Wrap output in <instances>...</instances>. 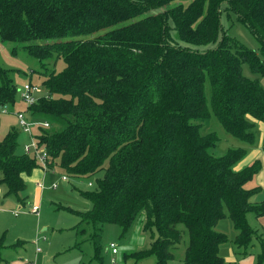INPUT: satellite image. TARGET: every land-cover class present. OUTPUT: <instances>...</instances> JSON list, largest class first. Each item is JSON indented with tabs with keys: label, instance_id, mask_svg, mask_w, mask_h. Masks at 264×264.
<instances>
[{
	"label": "trees",
	"instance_id": "16d2710c",
	"mask_svg": "<svg viewBox=\"0 0 264 264\" xmlns=\"http://www.w3.org/2000/svg\"><path fill=\"white\" fill-rule=\"evenodd\" d=\"M177 1L186 0H0V41L36 62L47 93L25 112L58 127L38 134L48 169L94 178L92 190L78 191L90 209L57 206L79 219L73 248L92 246L91 261L101 263L102 227L113 224L121 237L136 226L151 237L130 255L135 262L168 264L185 230L184 264H233L220 254L228 239L217 223L228 214L244 255L257 234L247 216L264 215V203L251 202L257 188H245L258 162L237 169L240 148L215 157L218 138L202 127L212 112L251 144L255 125L264 124V89L242 74L247 64L264 77V0L168 8ZM224 16L255 37L259 54L228 34ZM15 100L11 71L0 68V105ZM17 146L15 132L0 142V186L23 204L24 177L39 165Z\"/></svg>",
	"mask_w": 264,
	"mask_h": 264
},
{
	"label": "rangeland",
	"instance_id": "374dc122",
	"mask_svg": "<svg viewBox=\"0 0 264 264\" xmlns=\"http://www.w3.org/2000/svg\"><path fill=\"white\" fill-rule=\"evenodd\" d=\"M191 1L193 0L173 2L168 8L177 5L186 6ZM232 19L234 18L227 21V17H223V23L228 34L248 49L259 54L260 43L243 25L233 22ZM16 47L12 43L0 41V68L11 71L12 83L16 86L15 104L6 106L7 113L0 114V142L9 132L17 133L18 146L16 152L22 154L23 146L29 143L30 138L18 130L16 123L15 113L26 108L19 98V89L30 83L41 89V92L36 95L37 99L46 96L47 93L42 87L41 77L35 72L38 69L36 62L22 49H17L15 53H12V49ZM63 67L62 61H58L56 70L60 71ZM242 74L251 80L257 79L260 86L264 89V77L251 73L247 64L242 65ZM204 93L210 109V87L208 81L205 83ZM210 114L208 122L204 123L202 127L204 132H213L218 138L216 146L211 150L213 155L221 157L226 155L229 149L240 148L246 151V155L237 167L239 165H242V167L247 166L254 161L258 162L260 168L252 180L245 185V188H257V192L252 196L251 202L264 203V124L257 123L255 125L253 141L249 144L227 133L212 112ZM34 121L40 122L37 119ZM57 128L50 124V128L43 131L46 134H51ZM32 133L36 135L37 129L32 128ZM37 169L39 170L33 176L32 172L29 176L31 179L26 182V189L23 193L25 201L23 204L18 202L13 196L4 197L6 188L3 185L0 186V244L3 245V249L0 251L1 258H5L6 254H13L15 250L12 247L18 241H21V246L15 247L19 253L16 256L14 255V260L12 261L11 259L8 264H22L24 259L29 261L36 259L37 264H42V262L43 264H98L95 261H91L93 251L92 246L89 244L84 245L81 250L73 248L77 238L72 228L79 222V219L64 210L57 209V206L68 207L82 212L90 209V203L81 197L78 191L92 190L93 186H88V183L93 184L94 178H67V181H63V174L58 169H48L46 171H42L40 168ZM100 176L101 174L97 177ZM54 184L56 188L52 187ZM33 206L39 208L38 216L29 212ZM247 223L257 234L255 236L256 239L252 240L253 247H250L247 250V254L244 255L238 252L232 243L236 236V231L228 214L217 223L215 230L224 234L228 239V243L220 248V254L225 262L233 264H264V258H260L261 249H263L261 247L264 245V215L256 217L254 214H249ZM141 229L142 227L136 226L125 236L121 237V229L118 226L105 224L102 227L99 238L101 257L104 260L103 264H110V257L112 256L109 250L110 244H114L117 247V254L116 256L113 255V257L118 258L117 264H122L121 261L124 260H127L126 264L134 263L135 260L130 255L138 250L146 249L151 242L148 232H142ZM187 241V233L184 230L181 244L174 252L177 257L168 264H183L181 258L187 246ZM37 247L40 248L41 253L35 255ZM154 263V259H147L138 264Z\"/></svg>",
	"mask_w": 264,
	"mask_h": 264
},
{
	"label": "built area",
	"instance_id": "2783aa9c",
	"mask_svg": "<svg viewBox=\"0 0 264 264\" xmlns=\"http://www.w3.org/2000/svg\"><path fill=\"white\" fill-rule=\"evenodd\" d=\"M40 92H41L40 87L36 85H32L30 83L25 84L21 89H19V98L26 106V109L37 103L38 99L36 98V95ZM5 113H7L6 106L0 105V114H5ZM15 117H16L18 130L28 135L30 138L29 143L23 146V154L33 158L38 163L39 168L42 171L48 170L47 167L48 154L46 149L42 145H40L38 134L41 130H48L50 128L49 122L44 119H37L40 122H36L34 121L35 118L29 116V114L25 111H17L15 113ZM32 128L37 129L36 135L32 133ZM62 180L67 181V177L62 176ZM88 186H91V183H88ZM52 187L56 188V185L54 184L52 185ZM30 213L38 216L39 208L37 206L31 207ZM109 250L112 255L117 254V247L114 244L109 245ZM35 252L39 253L40 248L37 247ZM111 263L114 264L115 260L112 259ZM22 264H37V263L36 261H29L25 259Z\"/></svg>",
	"mask_w": 264,
	"mask_h": 264
},
{
	"label": "crops",
	"instance_id": "0c3cea01",
	"mask_svg": "<svg viewBox=\"0 0 264 264\" xmlns=\"http://www.w3.org/2000/svg\"><path fill=\"white\" fill-rule=\"evenodd\" d=\"M26 109V108H25ZM25 109H23V111L25 110ZM260 124V123H259ZM242 167V165H239V167H237V169H240ZM37 170H39V169H35L34 171H33V174H32V176L37 172ZM31 176V177H32ZM31 178L28 176H26V177H24V180H25V182H27L28 180H30ZM68 180V179H67ZM30 212V211H29ZM32 214V213H31ZM44 230H46V229H44ZM21 241H18L15 245H14V247H12V249L13 250H15V252L13 253V254H6V257L8 256V258H3V259H5V260H3L2 258H1V256H0V263H4V264H8L9 263V261L12 259V261L14 260V255L16 256L19 252H17V248H15V247H19V246H21ZM251 247H253V246H251ZM20 250V249H19ZM22 251V250H21ZM7 252V251H6ZM108 252V251H107ZM238 252H240V251H238ZM39 253H41V250H40V252ZM39 253H36L35 252V255H37V254H39ZM111 254V253H110ZM4 255V254H3ZM112 255V254H111ZM5 256V255H4ZM114 256H116V255H114ZM19 258V257H18ZM8 259V260H7ZM110 259L112 260V259H116L115 261V263L117 264L118 263V258L117 257H113V255L110 257ZM25 260V259H24ZM23 260V261H24ZM111 260H110V264H113V263H111ZM31 261H33V260H31ZM35 261H36V259H35ZM126 261L127 260H124V261H121L122 262V264H126ZM96 262V261H95ZM96 263H98V264H103L104 263V260L102 259V261H101V263H99V262H96ZM114 263V264H115ZM139 262H135L134 261V263H132V264H138ZM42 264H43V262H42ZM184 264V263H183Z\"/></svg>",
	"mask_w": 264,
	"mask_h": 264
}]
</instances>
